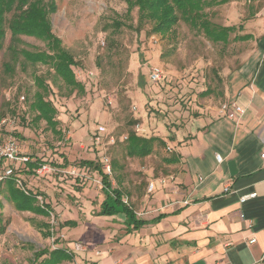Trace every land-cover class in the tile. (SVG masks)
I'll return each instance as SVG.
<instances>
[{"label":"rangeland","instance_id":"374dc122","mask_svg":"<svg viewBox=\"0 0 264 264\" xmlns=\"http://www.w3.org/2000/svg\"><path fill=\"white\" fill-rule=\"evenodd\" d=\"M208 2L204 10L212 24L233 26L226 40L213 41L182 19L165 34L150 33L149 24H138L136 7L126 16L124 0H55L56 10L49 15L51 29L73 54L72 69L83 85V90L71 93L61 80H54L47 65L17 64L6 71V29L0 50V115L15 118L11 130L18 151L50 168L43 175H22L26 188L39 196L35 205L41 206V200L49 212L17 210L0 187V264H33L39 249L68 247L62 232L65 217L104 226L105 220L96 214L104 197V173L111 185L128 184L122 189L136 196L143 190L151 194L147 189L151 182L176 183L174 169L165 161L172 149H167L170 144L164 139L218 103L227 73L254 48L263 29L264 0ZM114 20L123 24L116 27ZM243 34L251 37L239 38ZM20 38V46L44 48L39 39ZM152 64L163 70L156 82L148 78ZM33 74L44 76L49 85L45 98L56 108V131L36 120V111L29 106L37 89ZM136 123L143 131L134 130ZM100 125L105 132L101 143L95 144ZM129 131L155 138L150 154L127 153V139L122 137ZM109 136L115 139L113 144L107 143ZM105 158L110 161L109 173L103 169ZM83 160L93 164H82ZM127 202L139 215L152 213L151 205L140 210V200L135 204L128 197ZM78 263L84 264L79 257Z\"/></svg>","mask_w":264,"mask_h":264},{"label":"crops","instance_id":"0c3cea01","mask_svg":"<svg viewBox=\"0 0 264 264\" xmlns=\"http://www.w3.org/2000/svg\"><path fill=\"white\" fill-rule=\"evenodd\" d=\"M260 22L254 48L227 73L218 103L163 138L176 158L169 163L176 183L139 196L122 189L128 184L112 185L123 200H140V210L152 206L140 215L133 209L146 222L127 232L123 214L97 215L104 226L65 217L76 221L62 226L66 244L90 247L68 264L78 257L84 264H264V17ZM223 103L243 112L228 117Z\"/></svg>","mask_w":264,"mask_h":264},{"label":"trees","instance_id":"16d2710c","mask_svg":"<svg viewBox=\"0 0 264 264\" xmlns=\"http://www.w3.org/2000/svg\"><path fill=\"white\" fill-rule=\"evenodd\" d=\"M124 1L127 4L126 16L130 17V12L136 7L138 24L140 26L149 24L150 33L165 34L173 28L179 19L202 29L204 34L213 41L226 40L228 33L233 29V26L219 27L210 22L204 10L209 3L208 0ZM55 10V0H0V50L6 29L9 31V43L6 48L9 60L3 63L4 69L13 71L17 64L24 68L27 64L40 63L52 69L54 80H61L63 84L69 87L68 93H71L74 89L77 91L83 90V85L76 79L72 69V66L76 64L73 54L63 45L62 40L51 29L49 15ZM7 14H10L9 17H7ZM113 24L119 27L123 22L114 20ZM21 35L41 40L44 43V48L35 47L31 49L26 46H20L19 44L22 42ZM250 37V34L239 36L242 39ZM33 82L37 89L29 106L36 111L35 119L44 120L48 127L56 131V108L49 99L45 98V95L50 91L49 85L45 83L44 76L40 74H33ZM126 139L127 153L138 157L150 154L152 151L151 143L155 140L152 136H140L134 131H129ZM159 141L163 143L162 140ZM165 161L172 163L176 161V158L171 155L165 158ZM82 164L92 165L93 162L91 160H83ZM34 166L35 164L32 162L28 164L29 169ZM97 167L96 164L93 166V168ZM101 179L104 197L96 214H123L127 232L144 224L146 220L137 218L133 208L127 202H124L121 191L112 187L105 173ZM2 193L14 204L17 210L40 212L46 215L49 212L48 205H35V193L26 194L17 188L11 180L6 181L3 185ZM162 215L159 214L153 219L157 220ZM64 225L75 226L76 221L65 220L62 222V226ZM34 258L36 262L33 264H64L63 262L65 261L71 262L73 257L64 247H55L37 250Z\"/></svg>","mask_w":264,"mask_h":264},{"label":"built area","instance_id":"2783aa9c","mask_svg":"<svg viewBox=\"0 0 264 264\" xmlns=\"http://www.w3.org/2000/svg\"><path fill=\"white\" fill-rule=\"evenodd\" d=\"M163 77V70L160 66L156 64H152L149 67L148 70V78L152 82H156L161 80ZM23 98V97H22ZM221 112L224 113L228 117H233L235 112L237 113H242L243 110L238 107L234 106V109H230L228 107L227 103H223L220 107ZM15 121V118H10L7 116H1L0 117V187H2L6 181H13L15 186L25 192L26 194H29L31 191L28 190L25 186V180L24 177L22 176L23 174L26 175H43L46 172L50 171V168L46 166L42 161H39L38 159H32L30 156L26 154H22L18 151V143L15 140L14 136L12 135V130L13 129V123ZM139 123H136L134 125V130L136 132L143 131V128ZM97 135L93 138V142L95 144H100L101 139L100 135L105 132V127L102 125L97 127ZM142 133V132H140ZM127 135H124L122 137L123 139H126ZM115 142V139L113 136H109L107 143L108 144H113ZM167 149H171L170 146H167ZM261 157H264V152L260 154ZM216 159L218 161H221V156L219 154H216ZM34 163L35 166L32 169H29L28 164L29 163ZM104 171L106 173L110 172V161L108 158H105V163H104ZM31 172V173H30ZM154 187V184L151 182L148 184V191H151L152 188ZM226 190L228 189L227 187L225 188ZM32 193V192H31ZM254 195L253 193L248 194V195H243L240 197V200L243 201L246 198ZM36 200L39 198V196L35 195ZM124 202H127L124 199ZM43 206L42 201L40 200V204ZM254 239H251L250 242H253ZM90 248L87 244L81 243V242H73L71 246H68L65 248V250L68 253H73V252H85L88 251ZM98 253V252H96Z\"/></svg>","mask_w":264,"mask_h":264}]
</instances>
